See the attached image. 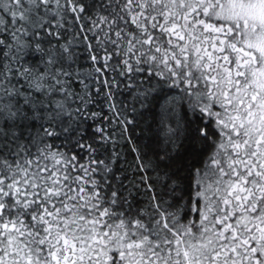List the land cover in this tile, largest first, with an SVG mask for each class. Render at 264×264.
<instances>
[{
    "label": "snow or ice",
    "instance_id": "obj_1",
    "mask_svg": "<svg viewBox=\"0 0 264 264\" xmlns=\"http://www.w3.org/2000/svg\"><path fill=\"white\" fill-rule=\"evenodd\" d=\"M0 264H264V0H0Z\"/></svg>",
    "mask_w": 264,
    "mask_h": 264
}]
</instances>
